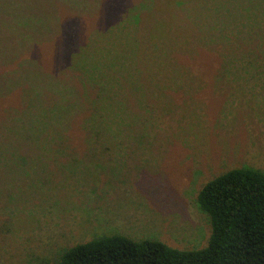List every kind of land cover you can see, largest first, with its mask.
Listing matches in <instances>:
<instances>
[{"label":"rangeland","instance_id":"1","mask_svg":"<svg viewBox=\"0 0 264 264\" xmlns=\"http://www.w3.org/2000/svg\"><path fill=\"white\" fill-rule=\"evenodd\" d=\"M130 1L138 12L139 6H147L150 1L157 6L153 11L157 14L148 15L150 23L144 22L135 35V53L127 55L126 35L116 31L100 38L98 35L112 29ZM86 3L89 5L84 6L80 0L55 3L53 9H59L58 19L63 22L58 25L64 24L60 32L51 28V22L34 25L32 16L29 24L21 26L22 31L38 34L42 39L37 49L30 48L29 57H35V64L51 76L69 78V71L72 78L76 76L79 71L71 69V56L89 39L90 45L84 51L97 58L101 54L100 68L109 77L112 75L115 87L120 88L131 59L144 77L169 75L165 62L170 57L174 65L187 70L180 76L183 81L180 88L162 79L160 88L152 89L155 93L160 89L164 107L155 111L156 118L150 115V120L157 121L155 124L159 122L154 126L149 121L150 135L126 138L117 135L114 141L102 138L94 143L93 155L81 150L80 132L69 140L67 143L76 150L75 158L80 157L81 164L73 162L70 151L58 154L49 150L51 140L46 133L39 137L42 148L35 146L38 140L33 144L24 141L17 133L20 118L24 116V108L20 109L21 92L0 97V143L16 148L26 157L25 162H20L26 166V172L13 168L15 171L8 174L12 186L0 187V194L4 193L0 196V264H45L55 259L61 247L112 232L155 236L178 247L203 246L209 235V220L195 204L197 190L227 168L249 165L264 171V29L259 31L262 35L259 41L248 39L251 35L244 32L245 37L233 46L223 47L218 43L213 50L200 43L204 36L200 21L197 24L193 19L199 12L194 1L90 0ZM158 16L170 21L164 28L168 36L176 39L161 38L159 26L155 31L159 37L157 34L149 40L147 29H153ZM48 34L50 37L46 38ZM69 34L71 39L64 42ZM229 37L226 39H236L234 35ZM95 38L103 44H98L102 53L94 43ZM243 44L250 46L245 49ZM251 45H255L253 49ZM5 46L0 40V53ZM104 50L108 55L105 59ZM226 60L233 65L223 67ZM246 64L252 70L243 69ZM71 81V91L66 89L67 95L56 103L63 108L79 101L75 107L81 116L86 106L83 88L77 77ZM52 82L56 80L52 78ZM133 82L129 86L123 83L124 89L138 84ZM78 90H82L81 94L74 98ZM124 93L116 92L115 98L128 108L138 103L143 105L140 98L145 97L130 92L134 97L129 101L128 96L127 101ZM68 97L75 101L68 102ZM146 101V105L155 103L154 99ZM146 111L152 112L148 108ZM63 116L64 113L55 112L49 120L54 122ZM73 121L67 122V129ZM54 132V141H60L62 136ZM69 132L77 131L71 127ZM108 143L110 149L105 148ZM103 165L114 177L109 183H104L108 175L102 171ZM90 166L96 175L101 173L103 182L92 179L94 173L87 174Z\"/></svg>","mask_w":264,"mask_h":264},{"label":"trees","instance_id":"2","mask_svg":"<svg viewBox=\"0 0 264 264\" xmlns=\"http://www.w3.org/2000/svg\"><path fill=\"white\" fill-rule=\"evenodd\" d=\"M63 1L68 2V0H0V40L6 43L5 50H1L0 53V97L18 90L21 92L20 109L24 108V116L20 118L22 120L18 124L17 133L24 141L33 144L34 140H38L34 144L42 148L39 137L46 133L51 140V145L48 146L49 150L58 154L70 151L71 155H69L73 157V162L81 164V158H75L76 150L67 143H70L69 140L76 138L80 132L83 142V149L81 150H87V154L90 155L93 152V155L95 152L94 143L99 142L98 140L101 142L102 138L114 141L117 135L123 136V138H126L127 135L131 137L150 135L151 131L147 127L149 121L154 123V126L159 125V122L157 125L155 124L157 121L150 120V118L151 116L156 118L155 111L159 112L164 107L163 101L160 99L162 96L160 89H157L156 93L152 89L163 84L162 79H166L175 87L180 88L179 83L183 82L180 76L187 69H181L180 66L174 65L170 57V60L165 62L166 69L171 72L169 75L151 74L144 77L138 71V65L134 59H131L128 62L129 68L125 70V73L123 72L124 79L121 81L120 88L118 85L115 87L112 75L110 78L100 68L101 54L97 58L84 51L90 45L89 39L77 50L76 54L71 56V69L79 71L76 76L72 78L73 73L71 71H69V78L51 76L50 73L45 72L38 64H35V57L33 59L29 57L30 48L37 49L42 39L38 34L32 35L22 31L24 27L21 26L29 24V18L32 16L34 25H46L51 22L53 25L51 28L60 32L64 24L60 25L63 22L62 19H58L60 17L58 15L59 9L55 8L54 10L53 7L56 2ZM73 1L69 0L71 3ZM80 1L84 6H87L89 3L86 1L90 0ZM191 1H194L195 8L199 10L193 19L197 24L200 21V29L202 36H204L200 43L203 46H208L213 50L216 49L215 45L218 43L223 47L233 46V43L235 44L237 40L240 41L245 37L244 32L251 35L248 39L253 38L257 41L261 39L262 35L259 31L264 29V0ZM147 4L149 5L139 6L138 12L131 6L133 5L132 1L128 2L122 18L111 26L112 29L108 28L101 32V35H98L99 38L108 36L115 31L124 34L127 36L125 38L127 55L135 53L137 31L144 22L145 25L150 23L148 15L156 17L155 14H157V12H153L157 6L150 4V1H147ZM140 9L144 10L140 11ZM160 17L156 18L157 26L154 25L152 30L147 29L149 40L158 34L155 31L160 26L163 35L161 38L165 41H173L176 37L168 36L167 30L164 28L170 25V21H165V18ZM59 22H61L60 26L58 25ZM158 22L160 24H157ZM247 26L250 28L245 30L244 27ZM257 27L260 28L253 32V29ZM51 28L50 30H53ZM229 35H234L236 39L227 40L230 38ZM129 36H132L133 39ZM49 37L48 34L46 38ZM66 38L71 39V35L66 36L64 42ZM34 39L38 40L33 42ZM94 43L102 53L103 50L100 49L99 45L103 46V44L100 39L95 38ZM179 44L181 43L176 45ZM243 46L246 49V46L250 45L243 44ZM251 46L253 49L255 45ZM107 57L108 55L104 50L102 58ZM112 57L113 55L110 58ZM227 60L223 67L233 65L230 62L227 63ZM37 65L39 66V73L36 71ZM242 68L252 70L248 64ZM74 77L79 80L86 99L85 111L81 116H78V107H75L79 101L74 105L65 104L63 108H59L57 104L59 103L57 101H61L67 95L66 89L71 91V80ZM52 78L56 82H52ZM66 81L68 83H62ZM133 81H137L138 84L132 85L130 88L138 93V96L145 98H140L143 105L138 103L136 106L128 108V105L115 96L117 95L116 92H125L123 95L127 101L129 96L130 101L134 97L130 92L132 94L134 92L131 89L126 91L123 83L128 85L129 82L133 84ZM149 87H151L150 90ZM81 91H76L74 98L80 96ZM89 94L92 95L90 98ZM69 98L67 99L68 102L75 101ZM147 99H154L155 103L146 105ZM147 108L152 111L150 114L147 113ZM140 110H142V114ZM51 112L53 114L55 112L64 113V116L53 122L49 120L50 116L53 115ZM76 117L77 120H74ZM68 121H73V124L71 123L70 128L67 129ZM154 126L152 127L154 128ZM71 127L77 132L70 133ZM136 127H139L138 131L134 130ZM52 128H56L54 131L62 136L60 141H54L56 134ZM105 146V148H111L109 143ZM25 158L16 148L0 143V187L4 184L12 186L8 174L15 171L13 168L26 172V166L20 163L21 161L25 162ZM103 167L104 170L102 171L108 175V179L104 183H109L114 177L106 171L105 165ZM92 173H94V168L90 166L87 174ZM92 175V179L100 182L101 173ZM2 195L0 194V196ZM195 204L209 220V235L203 246L178 247L155 236L137 237L112 232L97 234L86 240L61 247L57 255L54 256L55 259L45 264H264L263 170L249 165L224 169L204 182L197 190Z\"/></svg>","mask_w":264,"mask_h":264}]
</instances>
